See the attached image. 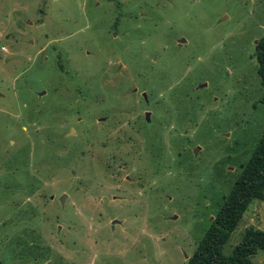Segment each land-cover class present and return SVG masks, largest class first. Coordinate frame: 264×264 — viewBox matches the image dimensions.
<instances>
[{"label": "rangeland", "instance_id": "374dc122", "mask_svg": "<svg viewBox=\"0 0 264 264\" xmlns=\"http://www.w3.org/2000/svg\"><path fill=\"white\" fill-rule=\"evenodd\" d=\"M263 33L264 0H0V264H186L260 138ZM250 226L264 198L225 254Z\"/></svg>", "mask_w": 264, "mask_h": 264}, {"label": "trees", "instance_id": "16d2710c", "mask_svg": "<svg viewBox=\"0 0 264 264\" xmlns=\"http://www.w3.org/2000/svg\"><path fill=\"white\" fill-rule=\"evenodd\" d=\"M255 57L263 87L261 103L264 104V33L255 43ZM263 198L264 126L250 158L243 164L229 191L223 195L213 219L186 264H258L253 256L264 248V231L258 227L246 228L230 254L223 252V246L251 201Z\"/></svg>", "mask_w": 264, "mask_h": 264}, {"label": "water", "instance_id": "95a60500", "mask_svg": "<svg viewBox=\"0 0 264 264\" xmlns=\"http://www.w3.org/2000/svg\"><path fill=\"white\" fill-rule=\"evenodd\" d=\"M143 95H144V97H145V93H143ZM149 111H146L145 112V117H146V119L149 121ZM60 200H63V196L61 197V199ZM115 222V221H114Z\"/></svg>", "mask_w": 264, "mask_h": 264}, {"label": "flooded vegetation", "instance_id": "af4514ba", "mask_svg": "<svg viewBox=\"0 0 264 264\" xmlns=\"http://www.w3.org/2000/svg\"><path fill=\"white\" fill-rule=\"evenodd\" d=\"M144 96V95H143ZM145 98V97H144ZM145 119H146V117H145ZM146 121H147V123L149 124V121L146 119Z\"/></svg>", "mask_w": 264, "mask_h": 264}]
</instances>
